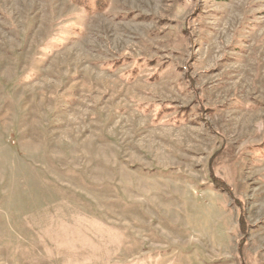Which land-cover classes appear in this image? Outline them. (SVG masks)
Wrapping results in <instances>:
<instances>
[{"label": "rangeland", "instance_id": "obj_1", "mask_svg": "<svg viewBox=\"0 0 264 264\" xmlns=\"http://www.w3.org/2000/svg\"><path fill=\"white\" fill-rule=\"evenodd\" d=\"M0 264H264V0H0Z\"/></svg>", "mask_w": 264, "mask_h": 264}]
</instances>
